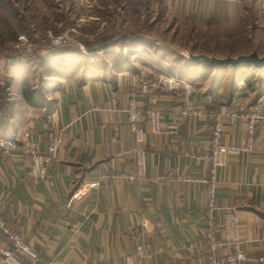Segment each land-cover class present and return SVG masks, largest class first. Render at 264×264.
Instances as JSON below:
<instances>
[{
    "label": "crops",
    "instance_id": "0c3cea01",
    "mask_svg": "<svg viewBox=\"0 0 264 264\" xmlns=\"http://www.w3.org/2000/svg\"><path fill=\"white\" fill-rule=\"evenodd\" d=\"M2 1L1 9H18L16 19L26 20L33 30L34 10L47 6L46 0ZM53 1L73 19L59 35L68 34L70 40H65L83 52L84 42L122 38L125 43L97 49L83 61L79 55L77 65L67 55L59 70L46 76L53 85L49 90L53 101L46 114L25 103L21 80L12 85L18 90L12 92L14 127L0 140L14 138L16 143L12 148L0 147V217L35 250L38 259L34 264H125L127 255L136 257L138 264H209L211 255H228L227 245L221 243L210 250L205 239L207 194L199 178L207 174L204 157L211 116L247 110L255 103L264 112V91L254 102L253 93L240 82L225 101L221 87L209 92L193 84L191 71L180 77L189 90L154 86L142 92L141 82L158 78L142 51L159 45L166 50L164 60L181 50L171 43L175 35L169 29L155 33L166 20L172 31L180 20L220 26L225 32L256 25L262 14L254 0H93L89 10L77 9L73 0ZM30 9L34 12L26 17ZM41 22L57 29L62 23L48 16ZM45 31L36 28L33 34L42 45L17 32L16 46L26 43L18 40L24 35L25 45L33 47L31 56H45L49 53ZM166 33L172 35L170 43H166ZM130 98L139 109L142 142L135 140L127 124L125 109ZM149 109L159 112L157 132L150 129ZM224 124L223 142H246L245 118L239 116L229 123L224 115ZM256 125L252 151L230 156L221 169L217 208L210 214L218 223L224 208L235 211L249 257L242 264H264L258 261L264 254V120ZM51 127H64V140L45 176L34 184L27 175L30 162L21 145L22 132L27 130L30 140L44 151L46 131ZM137 150L144 154L140 174ZM88 183L95 185L72 198L79 186ZM216 237L221 240L222 232L217 231ZM139 244L144 245V253L138 258Z\"/></svg>",
    "mask_w": 264,
    "mask_h": 264
},
{
    "label": "built area",
    "instance_id": "2783aa9c",
    "mask_svg": "<svg viewBox=\"0 0 264 264\" xmlns=\"http://www.w3.org/2000/svg\"><path fill=\"white\" fill-rule=\"evenodd\" d=\"M258 11L264 16V0H254ZM73 3L79 10H89L93 8V0H73ZM47 37L50 44L57 45L62 39L70 40V36L64 33L62 35H54L47 31ZM19 41H27L24 35L18 37ZM115 49H117L115 47ZM150 50L144 47L142 57L147 59L149 56L146 54ZM154 60V59H153ZM148 61V60H146ZM160 66L152 65L156 69L158 78L152 81L141 82L142 92H145L148 87H157L159 89H170L173 91L181 92L183 89L189 90L190 86L186 84L177 74L171 73L167 70L168 64L164 61H157ZM165 63V64H164ZM125 109L127 124L130 133L135 137L137 142H142L144 137V130L139 122V109L134 98H130ZM224 115L229 123H233L237 117L245 118L246 122V142L236 144L225 143L222 141ZM215 112L211 116L212 124L209 130V149L205 155L207 163V171L204 176L199 180L206 184L207 194V230L205 233L206 243L210 250H215L221 243L230 248V253L226 256L211 255L209 257V264H242L249 260L243 247V239L239 236L238 221L233 208H224L221 213V220L218 223L213 222L211 212L217 208L216 205V184L219 180L221 169L226 165L227 159L232 155H237L242 152H250L253 149V138L257 122L264 120V112L260 110L257 103L252 104L247 110H227L225 114ZM147 118L150 129L154 132L159 130L158 118L159 112L156 109H149ZM21 145L28 156L29 168L27 175L33 180L34 184L39 182L46 173L48 164L51 163L57 156V152L64 140V127H51L46 131V147L44 151H40L35 143L29 138V132L24 130L22 132ZM15 139L8 138L0 140V147L12 148L15 146ZM136 163L138 166V174L143 172L144 167V154L142 150H137ZM94 183H88L79 186L73 193L72 198H79L89 188L94 187ZM222 232V239L218 240L216 232ZM0 240L3 246L0 247V262L1 264H34L38 255L32 249L29 243H26L21 235L5 220L0 217ZM264 240V237H263ZM144 253V245L139 244L136 249V256L139 258ZM259 262L264 263V254L259 256ZM125 264H138V259L132 255L125 256Z\"/></svg>",
    "mask_w": 264,
    "mask_h": 264
},
{
    "label": "rangeland",
    "instance_id": "374dc122",
    "mask_svg": "<svg viewBox=\"0 0 264 264\" xmlns=\"http://www.w3.org/2000/svg\"><path fill=\"white\" fill-rule=\"evenodd\" d=\"M54 3L56 2L53 0H46V4L48 6L50 4L54 5ZM48 6L44 5L41 7V9L37 8L38 9L37 15L39 14V17L36 22L38 24L41 23V18H42L40 17L41 16L40 13L48 14L50 12V8H48ZM3 11L7 12L6 9L0 8V32L3 33L0 35V39H2L3 36L7 37L8 36L7 34L9 32L8 28L6 30V26H3V24H1V20L3 18L1 12ZM29 11L33 12L32 9H30ZM29 11H27V13L25 14L26 17L29 14H31ZM257 17H258L257 21L259 23H256V25L251 23L249 25L247 24V26L246 25L238 26V29L236 32H225L224 28L220 26H215V25L206 26L200 23L193 22L192 20H180L178 22L179 24L177 25L175 29L176 31L174 30L172 31V29L170 30V27H168L169 21L166 20L162 22L160 26L157 28L158 31H156L155 29V33L162 34L163 33L162 30L164 28H167V30L169 29L168 32H171V34L175 35L174 40L171 41V43L179 47L181 50L168 54L169 57L163 60L161 59L162 56L164 55L163 51L166 52V50H163V48H160L159 45H154L156 47L150 46L148 47L150 51L146 53L149 57L144 60H148L155 66H160V63L157 61L162 60L166 64H168L167 70L169 72L176 73L179 77L185 76V75H180L179 73L172 71L173 69H180V66L181 68L182 66H184V63L183 65H181L182 62H184L182 59H180L181 62L177 64L174 61L173 57L176 56L177 54H183L187 56V53L191 52V50L189 49V46L193 41H195V38L196 39L198 38L201 41H203V39L204 40L208 39L209 40L208 47L214 51H227L228 49H231L232 52L237 53L231 56H236L238 55V53L246 54V53L251 52L254 49L260 55H263L264 54V38H263L264 37V16L260 15ZM257 24H260V26H258ZM174 28L175 27L173 26V29ZM47 31H50L53 34L51 28L45 31L44 33L45 43L49 42V39L46 35ZM171 34H168L167 36V33H166V37H167L166 43H170L169 40H171L170 39L172 36ZM14 39L15 38H13L12 40H0V56H1L0 57V63H1L0 64V82L9 83L11 85L9 92L12 93L14 90L18 91L16 90L15 86L14 88H12V85H15L17 81L19 80L22 81V78L26 77V79H28V82H30V84L34 86V90L36 93L35 98L41 106V107H38V110L40 112H43L42 110L45 108V106H47V110H48L50 106L52 105V101H53V95L50 94L49 92L50 88L53 85H50L47 82V78H46V75L49 74V69L51 65L50 63L41 64V61H39V57L38 58L30 57V58H23V59H20L18 57L16 58L15 57H11V58L5 57V54L12 50H22L28 47V45H25L26 43H28V41H25L26 43L23 44V46L21 47V45L18 46V44L16 46V42H15L16 40ZM8 44H10L11 46L13 45V48L9 47L10 49H5L7 48L6 45ZM191 53H203V52L197 51V52H191ZM224 56H217V57H224ZM20 60L23 63V67L26 71L25 70L22 71V69L19 71V69L17 68H12L13 70H9V68H6L4 70L3 69L4 67H2L3 62L10 64V63H15L14 61L18 63L20 62ZM22 63H19V64H22ZM194 66L196 68L194 69L193 73H191L192 74L191 76L193 79H191L190 77H187L186 80L191 79L193 84H197V85L199 84V85H202L203 87H207L208 89L209 82L211 81V77H210L211 70L205 69L206 67L203 64H195ZM232 68H233L232 66H227L226 67V69L228 70L227 72H231L233 70ZM152 70L154 71V68H152ZM249 73L253 75L252 77L253 79H260L264 82V67L262 69H255L252 67L249 69ZM229 76H230L229 74L224 75L222 87L226 86ZM238 84H240V82H237V80H235L234 85L238 86ZM222 87H221V90H223ZM243 87L249 92L246 85L243 84ZM1 93L2 91L0 89V94Z\"/></svg>",
    "mask_w": 264,
    "mask_h": 264
},
{
    "label": "trees",
    "instance_id": "16d2710c",
    "mask_svg": "<svg viewBox=\"0 0 264 264\" xmlns=\"http://www.w3.org/2000/svg\"><path fill=\"white\" fill-rule=\"evenodd\" d=\"M1 3L2 5H5L4 1L2 0H1ZM48 8H50V12L48 14L40 13L41 16L42 17L48 16L50 17L51 20L61 21L62 23H61L60 28L57 29L56 26L54 27V25H51L50 23L45 24L41 22L38 24L36 21L38 20L39 14L38 15L36 14V20L35 19L32 20L34 24L33 26H35V29L37 28L43 32L46 28H49V29L51 28L54 35H59V32L63 28L70 27L72 25V20H73L72 14H68L66 11L60 10L57 7V2L54 3V5L50 4ZM6 10L7 12L3 11L1 12V14L3 17L2 18L3 26H6V30L8 28L9 36H11L12 38H15L16 33L20 31L22 33H25L28 37V40L31 41L32 43H38V45H42L40 42L35 40L33 36L35 29L34 30L32 29V25L26 22V20L25 22H21L16 19L17 13L19 12L18 9L14 7H8ZM34 11L38 13L37 10H34ZM206 26H209V25H206ZM208 41H209L208 39L206 40L203 39V41H201L198 38L197 39L195 38V41H193L190 44L189 49L191 50V52L199 51V52H203L204 54L206 53L208 55H215V56H224L227 54L229 55L237 54V53L232 52L231 49H228L227 51H214L208 47V43H209ZM123 43H125V40L122 38L119 40H112V41L102 40L98 42H84L85 51H86L85 53L76 43L69 42L65 39H62L61 42L57 45H52L48 42V44L45 46H46V49H48L49 53L46 54L45 56H39L36 53H34V55L31 56L30 53L32 52L31 50L33 49V47H27L22 50H12L6 53L5 57H9V58L18 57L20 59L30 58V57L32 58L39 57V61H41V64L50 63L51 66L49 69V74L47 75H52L54 74V72L56 73L57 70H59L60 66L62 65L63 59H65L67 55H71L70 60H72L71 61L72 64L77 65L79 62L77 61L79 55L84 56V57H79L83 61L85 56H88L89 53H92L93 51L97 49L108 48L109 46L113 44H123ZM7 46L8 45H6V47ZM9 47H12V46H9ZM9 47L5 49H10ZM173 59L177 64L181 62L180 59L184 61L181 64L183 65L184 63V66H182V68L180 66V69L172 70L173 72H177L180 75H185L191 71H194V69L196 68L194 66L195 64H203L206 67L205 69H210L211 70L210 72L211 81L209 82L208 89L206 87L207 91L209 92L216 91L215 90L216 88L222 87L224 75L229 74L230 76L228 78V82L226 86L222 87L223 96L226 99L225 101H229L232 96V93L235 92L234 91L236 87L234 85L235 80H237V82H243L244 85H246V87L248 88V90L253 93L254 102L259 98L261 93H263L262 91H264V82L260 79H253L252 78L253 75L249 73V69L252 68L251 66L241 64L237 67H233V70L231 72H227V69H226L227 66H211L210 64H206L204 62H195V61L190 60L188 56H185L183 54H177L176 56L173 57ZM16 61H14L15 63H10V64L3 62L2 63V67H4L3 69L5 70L6 68H9V70H13L12 68H17L19 69V71L21 69L22 71L25 70L21 60L18 63ZM19 63H22V64H19ZM68 63H70V61ZM20 84H21L20 85L21 95L24 101H26L25 103L31 107H36V108L41 107L39 102H37L35 98L36 93L34 90V86L30 84V82H28V79H26V77H23ZM0 89L2 91V93L0 94V139H3L7 134H10L12 132L13 127H14V121L10 119L11 112H12V106H13V96H12V93L9 92L10 91L9 83L0 82ZM49 109L47 110V106H45V108L42 111L44 114H46L49 111Z\"/></svg>",
    "mask_w": 264,
    "mask_h": 264
},
{
    "label": "water",
    "instance_id": "95a60500",
    "mask_svg": "<svg viewBox=\"0 0 264 264\" xmlns=\"http://www.w3.org/2000/svg\"><path fill=\"white\" fill-rule=\"evenodd\" d=\"M187 56L190 60L195 62H204L211 66H232L237 67L241 64L251 66L255 69H262L264 67V54L260 55L255 49L246 54H238L236 56L226 55L224 57H217L204 53L188 52Z\"/></svg>",
    "mask_w": 264,
    "mask_h": 264
}]
</instances>
